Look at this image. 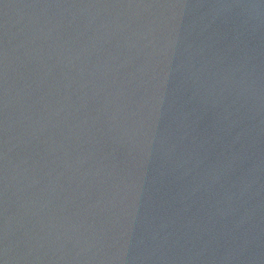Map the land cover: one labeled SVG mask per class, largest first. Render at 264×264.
I'll use <instances>...</instances> for the list:
<instances>
[{
    "label": "water",
    "instance_id": "water-1",
    "mask_svg": "<svg viewBox=\"0 0 264 264\" xmlns=\"http://www.w3.org/2000/svg\"><path fill=\"white\" fill-rule=\"evenodd\" d=\"M0 264H219L194 0H0Z\"/></svg>",
    "mask_w": 264,
    "mask_h": 264
}]
</instances>
